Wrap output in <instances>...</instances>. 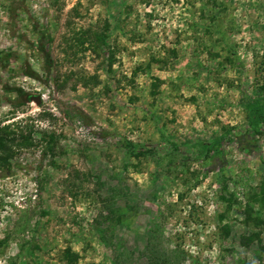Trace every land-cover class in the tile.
Listing matches in <instances>:
<instances>
[{
    "label": "rangeland",
    "instance_id": "rangeland-1",
    "mask_svg": "<svg viewBox=\"0 0 264 264\" xmlns=\"http://www.w3.org/2000/svg\"><path fill=\"white\" fill-rule=\"evenodd\" d=\"M0 264H264V0H0Z\"/></svg>",
    "mask_w": 264,
    "mask_h": 264
},
{
    "label": "trees",
    "instance_id": "trees-1",
    "mask_svg": "<svg viewBox=\"0 0 264 264\" xmlns=\"http://www.w3.org/2000/svg\"><path fill=\"white\" fill-rule=\"evenodd\" d=\"M22 2H23V0H22ZM17 9H19V7L17 8ZM11 14H12V17L15 19L16 17L18 18V13H15L16 12V9L12 6V8H11ZM13 18H12V25L14 24L15 26H13V28H14V30H16L17 31V29L16 28H19L17 25L18 24H16V23H14V21H13ZM35 28H37L36 26H35ZM18 33H21V30H18ZM21 39H24L22 36H21ZM44 39V38H43ZM47 39V38H46ZM36 45V48H37V51L41 54V55H43L44 56V58H46V61H47V63H48V65L46 66V70H48L49 68H51V66H52V63H51V58H50V56H49V50L47 49V46H46V44L44 43V41H40V42H38V43H36L35 44ZM30 69H31V67H29ZM28 75H29V77H31V78H33V77H36L35 75H34V73L32 72V70H30L29 72H28ZM10 90H12L13 92H16L17 94H18V97L20 98V97H22L23 96V94H24V92L21 90V89H10ZM32 97L31 96H28V99H31ZM33 99H35V98H33ZM76 115V114H75ZM78 115V118L79 119H82V120H84V121H86V117L83 115V114H81V113H78L77 114ZM139 154L141 155V154H143L142 152H139ZM18 167V166H17ZM19 168V167H18Z\"/></svg>",
    "mask_w": 264,
    "mask_h": 264
},
{
    "label": "water",
    "instance_id": "water-1",
    "mask_svg": "<svg viewBox=\"0 0 264 264\" xmlns=\"http://www.w3.org/2000/svg\"><path fill=\"white\" fill-rule=\"evenodd\" d=\"M40 103H41V101L38 99L37 104L39 105Z\"/></svg>",
    "mask_w": 264,
    "mask_h": 264
}]
</instances>
